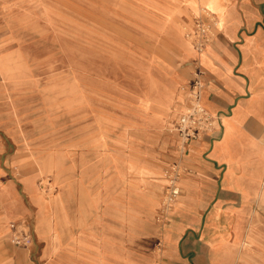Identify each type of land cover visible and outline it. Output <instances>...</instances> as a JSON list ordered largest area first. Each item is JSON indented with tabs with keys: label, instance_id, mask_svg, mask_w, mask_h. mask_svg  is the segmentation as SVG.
<instances>
[{
	"label": "rangeland",
	"instance_id": "374dc122",
	"mask_svg": "<svg viewBox=\"0 0 264 264\" xmlns=\"http://www.w3.org/2000/svg\"><path fill=\"white\" fill-rule=\"evenodd\" d=\"M13 3H18L16 11ZM192 5L193 0H0V57L9 61L8 75L0 66V84L9 85L6 120L18 146V155L5 157L15 168L6 178L22 186L26 203L34 191L42 199L60 192L53 200L56 215L63 214L64 195L74 205L84 204L91 218L85 227L98 228L105 255L111 245L127 240L146 249L144 236H126L127 228L143 226L141 219L109 215L111 180L122 193L118 204L123 210L126 158L161 166L159 158H143L146 146L157 150L158 145V139L147 141L143 131L178 133L175 125L184 112L172 118L166 114L163 86L175 72L187 76V110L194 78L187 54L201 51L197 38L202 29L209 28L211 37L218 30L213 14L195 13ZM128 126L138 130L137 139L126 138ZM175 164L165 168L167 183ZM4 180L0 177V187ZM95 190L102 193L103 214L95 215L96 225ZM166 200L163 204L169 205ZM27 218L20 228L33 241L37 220ZM155 220L161 223L162 216ZM60 229L55 224L53 239ZM34 240L37 250L26 249L31 257L42 246ZM162 245L157 237L154 248L161 251Z\"/></svg>",
	"mask_w": 264,
	"mask_h": 264
},
{
	"label": "crops",
	"instance_id": "0c3cea01",
	"mask_svg": "<svg viewBox=\"0 0 264 264\" xmlns=\"http://www.w3.org/2000/svg\"><path fill=\"white\" fill-rule=\"evenodd\" d=\"M192 6L195 13L206 9L216 16L218 30L206 49L190 51L187 57L193 60V71L203 72L201 103L221 118L219 128L192 140L185 154L179 149V133L144 130L146 140L158 139V145L157 150L146 146L143 158H159L161 166L126 158L123 210L118 204L122 193L111 180L109 215L141 219L143 226L127 228L126 236H144L146 249L127 240L111 245L105 255L98 228L85 227L91 218L84 204L74 205L64 195L63 214L56 215L53 200L60 192L42 199L30 191L29 202L23 200L22 186L6 178L15 168L5 157L18 155V146L6 120L9 85L0 84V177L5 178L0 187V264H264V0H193ZM11 7L16 11L18 3ZM8 62L0 57L6 75ZM171 80L165 82L160 101L172 118L186 109L187 76L175 72ZM126 132L127 139H137L135 127ZM173 161L186 172L176 202L164 205L165 168ZM92 200L96 225L95 215H103L101 191L95 190ZM156 215L162 216L161 223ZM27 217L36 218L33 238L42 243L33 257L26 249L37 248L34 239L29 245L12 241L11 224ZM59 223L58 238L53 239ZM157 237L163 238L161 251L154 248Z\"/></svg>",
	"mask_w": 264,
	"mask_h": 264
},
{
	"label": "built area",
	"instance_id": "2783aa9c",
	"mask_svg": "<svg viewBox=\"0 0 264 264\" xmlns=\"http://www.w3.org/2000/svg\"><path fill=\"white\" fill-rule=\"evenodd\" d=\"M212 17L214 16L212 15ZM201 25H204V23ZM211 35L209 34V28L208 30H201V34L197 38V44L201 50L200 52L204 51L210 43ZM194 76L195 77L193 78L191 89L192 93L190 95V99L187 102V110L180 116L175 125V129L178 131L181 137L179 148L182 154L186 153L188 144L192 140L200 139L207 134L214 133L219 128L221 118L220 115L210 112L201 103L200 88L203 85L202 70L196 69L194 71ZM185 172L186 168L180 163L175 164L168 169L166 201L169 205L174 204L181 193L180 181ZM11 227L14 231L12 235V241L15 244L29 245L31 243V234H28L29 231L21 229L19 222H13Z\"/></svg>",
	"mask_w": 264,
	"mask_h": 264
},
{
	"label": "bare ground",
	"instance_id": "6f19581e",
	"mask_svg": "<svg viewBox=\"0 0 264 264\" xmlns=\"http://www.w3.org/2000/svg\"><path fill=\"white\" fill-rule=\"evenodd\" d=\"M201 10H205V11H207V13L213 14V13L209 12V11H208V10H206V9H201ZM213 16H214V17H215V19H216V16H215L214 14H213ZM185 111H186V109H185L183 112H185ZM183 112H182V113H183ZM182 113H181V114H182Z\"/></svg>",
	"mask_w": 264,
	"mask_h": 264
}]
</instances>
